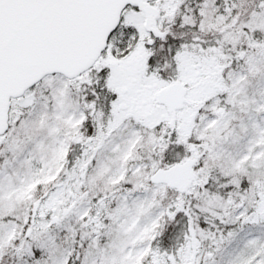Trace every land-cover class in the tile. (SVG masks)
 Here are the masks:
<instances>
[{
    "label": "snow or ice",
    "instance_id": "snow-or-ice-1",
    "mask_svg": "<svg viewBox=\"0 0 264 264\" xmlns=\"http://www.w3.org/2000/svg\"><path fill=\"white\" fill-rule=\"evenodd\" d=\"M0 264H264V0H0Z\"/></svg>",
    "mask_w": 264,
    "mask_h": 264
}]
</instances>
